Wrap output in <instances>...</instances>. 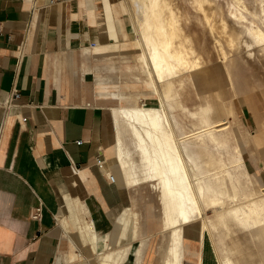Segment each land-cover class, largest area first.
I'll list each match as a JSON object with an SVG mask.
<instances>
[{"label":"crops","instance_id":"obj_1","mask_svg":"<svg viewBox=\"0 0 264 264\" xmlns=\"http://www.w3.org/2000/svg\"><path fill=\"white\" fill-rule=\"evenodd\" d=\"M126 13L138 33L124 0H0V95L13 86L21 91L19 105L0 107V264H101L107 253L116 254L107 260L115 264H224L234 247L243 253L241 264H264V233L228 213L230 230L221 225L213 231L205 215H198L182 224V237L174 242L156 179L128 183L114 170L113 165L120 168L111 162L118 153L115 107L141 104L137 86L127 82L140 83L138 74L147 71L138 44L141 69L127 72H135L136 79L117 78L111 84L106 76L135 44ZM220 66L231 94L208 90L199 77L197 102L184 104L212 101L215 117L230 119L237 131L242 113L250 130L247 137L237 132L244 159L234 168L242 171L234 184L248 192L264 189V86L255 91L250 83L239 84L229 59ZM189 144L195 150V143ZM201 149L195 151L206 174V150ZM143 186L158 196L159 221L150 218L153 204L146 205L147 217L141 220L131 190ZM37 205L41 218L33 216ZM214 213L217 225L219 210Z\"/></svg>","mask_w":264,"mask_h":264},{"label":"bare ground","instance_id":"obj_2","mask_svg":"<svg viewBox=\"0 0 264 264\" xmlns=\"http://www.w3.org/2000/svg\"><path fill=\"white\" fill-rule=\"evenodd\" d=\"M134 1L138 44L142 48L140 56L146 65L143 67L147 70L148 86L160 96L158 84L169 81L173 91L170 88L167 95L168 108L166 98L162 96L164 101L161 105L141 103L115 107L119 129L118 153L111 162L120 164V168L113 165L114 170L128 183L157 180L154 182L162 192L166 226H174V242L182 237V224L198 215H205V224L213 231L221 225L230 230L228 213L245 227H254L264 233L263 187L255 186L248 192L246 188L235 185L232 177L231 167L237 168L244 159L236 126L230 119L215 117V106L211 100L210 103L202 100L204 102L194 106L184 104L188 99L197 102L200 94L195 90L192 92L191 87H195L199 77L206 84H211L212 77L203 65L190 33L181 23V14L170 0ZM195 1L205 11L223 60L231 57L227 47L244 45L249 56H255L257 45L264 49V26L260 23L264 24V0H255L260 5L259 11L251 10L246 0H228V14L240 24L236 29L229 26L228 16L218 10L221 8L219 0ZM212 16L221 19V29L215 21L212 23ZM222 35L226 36V42ZM190 142L195 143V150L200 146L216 154L217 171L213 177L216 185L212 184L208 173L202 174L197 152ZM107 166L111 165L107 162ZM222 170L231 177L233 190L229 188L227 179L219 174ZM107 172L112 173L110 170ZM238 175H242L241 170ZM252 197L258 199L250 200ZM209 208L219 210L217 225L209 214ZM252 236L259 234L252 232ZM240 252L239 248H232L225 254L223 263L241 264L243 253ZM115 256V253L102 255L101 264H115L112 262ZM108 258L112 261L108 262Z\"/></svg>","mask_w":264,"mask_h":264},{"label":"rangeland","instance_id":"obj_3","mask_svg":"<svg viewBox=\"0 0 264 264\" xmlns=\"http://www.w3.org/2000/svg\"><path fill=\"white\" fill-rule=\"evenodd\" d=\"M124 1L127 3L130 14L134 18L135 17L134 13H136L135 12V1L134 0H124ZM219 1L221 4L220 6L221 8H219L218 10L220 11L222 10L225 13L226 17L227 16L229 17V18L227 17L229 26L235 29L239 28L240 24L237 21H235L232 17H230L228 14L229 13L228 12V9H229L228 0H219ZM246 1L251 10L259 11L260 5L257 3V1L255 0H246ZM170 2H172L175 5L177 11L179 12V14H181V23L182 25H184L185 31L190 33L191 39H193V43L198 48L199 50L198 53L201 55V59L203 60V65L207 68V72L209 73V75L217 77L219 80V83L215 84V83H212L213 82V79H212L211 84L208 83L205 85L206 88L208 90H213L215 88H219V90L222 89L225 91L223 92L224 96H227V94H231L233 90L228 85L225 72L223 68H221L220 66L221 61H225V60L222 59L221 52L218 49V46L216 43L214 32L211 30L210 23L205 16V11L203 10V8L199 6L197 1L195 0H170ZM207 6H209V4H207ZM209 11L212 12L213 9L209 8ZM216 17L217 18H214L213 16L211 17L212 23H214L215 21L216 25L221 29L222 22L219 21L221 19L218 16ZM126 18H127V21L130 22L131 42H135V44L130 43L132 44L130 45L131 47H129L124 52H122V55L120 57L121 61L117 63L115 66L112 65L111 67L112 69L110 70V72L106 73L107 77L110 76L111 84H113L117 78L122 82H124L126 78L136 79L135 72L138 71L140 67L142 66L139 60L140 49H139L138 43L136 42L138 39V33L133 23V19L129 18L127 13H126ZM260 23L264 26L262 22ZM218 27L216 29H218ZM219 31H217L218 34H220ZM221 37H223V39L225 40L224 37L226 36L222 35ZM227 48H228V52L231 55V57L228 58L229 61L231 62V67H232L231 69L233 70L235 76H237L239 84L250 83L255 86V88H253L255 91H258L257 90L258 88L256 87L258 86V84H261V86L263 87L264 86V49L261 48V46L257 45L255 47V56H249L247 55L248 49L244 45L241 47L235 46L232 48H229V47ZM238 50L241 52H238ZM245 58L249 60H246ZM130 69L134 70L135 72L131 74H127V72H129ZM141 73L142 74L139 73L138 75H139V79L142 80L141 81L142 83L140 82L135 85L134 82L128 81L127 87L137 86L140 93L142 91L144 92V94H145V91L146 93H148L146 95L148 98H146L145 96L141 97L140 93L138 92L134 93L135 95L140 96L139 100L141 103L146 102V104L159 105L158 99L154 97V95H157V93H155L154 90L150 88V86H148V82H147L148 74L144 71H142ZM145 80H147L145 83L147 85L143 83ZM158 85H159V90L161 93L160 98L162 96L163 99L165 98L168 99L167 97L168 92L171 90L170 88H173V87L169 86L170 84L167 85L166 82H160ZM205 86L203 87L205 88ZM193 90H194V87L192 86L191 91L193 92ZM150 97H154V98L152 99ZM157 97L159 98L158 95ZM162 98H161V101H164ZM123 102L126 103V101L124 100V97H123ZM135 103L138 104L137 102H134L131 104H135ZM167 103L168 101L166 100V104ZM167 108H168V104H167ZM242 117L243 115L241 113V116L238 118V121H239L238 131L242 133L243 137H247L248 132L246 131V129H249V128L245 125ZM246 147L248 150V142L246 144ZM250 154L251 153L248 152L247 157L250 156ZM206 156H207V164H208L206 174L208 173V178H211L213 180V177L217 171V169L214 168V164H215L214 157L216 156V154H214V152L210 151L208 148L206 150ZM231 170L233 172V175H232L233 178L236 175L238 176V171H239L238 169H233L231 167ZM219 174L222 177H225L227 179L229 188L232 190L233 187L230 183L231 177L227 176L223 172V170L220 171ZM131 192L135 194V197L137 200V206L140 209L139 213H140L141 220H145L147 217L146 216V205L153 204L154 205V210H153V215H152L153 217L150 216V218H152L154 221H159L160 219L159 199L156 193L152 190V188H150L149 186H143L141 188L132 189ZM209 214L211 216L215 214L212 208H209ZM235 225H238V224L235 223Z\"/></svg>","mask_w":264,"mask_h":264},{"label":"built area","instance_id":"obj_4","mask_svg":"<svg viewBox=\"0 0 264 264\" xmlns=\"http://www.w3.org/2000/svg\"><path fill=\"white\" fill-rule=\"evenodd\" d=\"M4 31V25L2 23V21L0 20V34H2V32ZM24 55V49L22 48L19 52V57L22 58ZM21 97V91L18 87L13 86L12 88H10L6 95L1 96L0 95V107L4 108L5 110H8L14 106L19 105V99ZM24 119H26L27 117L24 116ZM79 142L81 140H78ZM109 178L112 181H116V178L114 176L113 173H109ZM42 206L41 205H37L35 206L34 210H33V216L35 218H41L42 217Z\"/></svg>","mask_w":264,"mask_h":264}]
</instances>
